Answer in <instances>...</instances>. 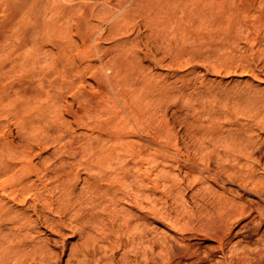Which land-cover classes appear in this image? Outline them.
<instances>
[{"label":"bare ground","instance_id":"bare-ground-1","mask_svg":"<svg viewBox=\"0 0 264 264\" xmlns=\"http://www.w3.org/2000/svg\"><path fill=\"white\" fill-rule=\"evenodd\" d=\"M6 1L13 6L9 21L6 24L0 23V51L5 48L11 37L18 36L16 38L19 40L18 49L23 48L26 52L51 46L57 49L56 53H68L74 48L87 47L90 53L112 54L113 50L122 46V41H125L123 32L127 29V23L130 26V21L127 20L131 15L139 16L142 13L145 14L144 22L149 28L157 25L161 30L165 29V32L172 28L171 32L168 31L169 36H165L168 32H161L158 29L165 34L160 33L159 36L163 38L157 40V37L159 38L157 27L154 30L156 39L152 40L155 37L154 33L147 40L138 36L140 40H136L135 48L126 51L124 50L126 46H123L124 48H118V53H145V58L150 60L157 55L154 53H161L160 50L163 49L171 57L170 60L178 62H181L183 56L188 53L185 62L195 61L204 67L208 74L212 72L222 76L225 73L230 76L239 75L241 72L253 77L257 83H264L263 76L260 77L262 69L261 73L258 72L259 65L264 66V48L263 53L262 47L260 51L256 50L262 41L264 43V25H259V22L264 21V2L263 7H259L258 0H131L133 2L130 6L127 5V0H121L118 4L113 0H95L93 3L89 1L83 3L81 0V18L77 21V36L81 37L80 43L69 33L71 20L75 18L73 14L80 9L78 2L74 4L71 0ZM133 17V22H136ZM104 20L109 25L98 34L97 22ZM160 24H163L164 29ZM102 25L101 23L99 27ZM13 39L14 37L11 40ZM14 41L12 43L16 45ZM107 43L113 46L106 47L104 51V45ZM10 47L9 51L15 49ZM118 57L113 61L114 57L110 56V60L107 61H118L116 63L121 67L126 57L123 61ZM101 59L104 66H97L94 61L84 66L85 61L82 59L81 65L76 66L81 69L77 71H81V75L91 72L88 74L94 78L99 90L103 92L105 91L101 87L110 81L114 93L111 91L108 95L102 93L97 98L95 93L90 94L89 89L86 90L82 84L78 90L81 96L77 94L78 91L75 94L76 98L81 97V116L77 115V112L72 114L74 111L69 110L76 118L75 122L81 117V127L78 126L80 123L75 124L76 126L90 128L92 133H97L95 144L91 143L94 140L91 142L87 140L84 143H87L84 145L85 149L77 148H82L83 151H70L74 154L73 158H69L70 154H67L65 146L60 147V155L53 160L52 167L48 165L50 158L44 157V151L38 153L36 150L35 153L33 138L26 139L27 146L23 147L16 142H7L4 138L0 140V264H63V258L71 249L69 241L64 236L65 231L68 228L72 230L73 224L80 221L88 225H79L80 228L73 230L74 235L80 233L85 237L82 243H78L81 246V250L78 251L81 255H76L77 264H241L251 257L262 255L264 253L262 250L255 252L247 247L239 251L238 247L233 245V238L242 236L251 239L252 236H256L264 244V173L259 175L257 172L260 171L258 168L264 172V90L255 89L252 83L247 82L245 85L238 83L239 85L232 86L222 82L207 85L204 81L203 88L199 87L201 90L195 88L197 89L195 92V89L194 91L192 89L189 98H186L188 97L186 90L194 88L192 85H197L196 79H188L186 75L181 80L183 84H179L180 86L170 84V88L173 86L174 88L171 91L167 90V93L164 89L161 91L162 86H159L157 90L160 89V92L156 94L158 91L155 86L156 91L153 90L155 93L151 91V94L147 93L148 96L144 92L146 96H143L138 92V87L135 88L137 84L134 89L132 79L126 76L133 84L132 93L129 94L131 89L121 88L123 85L128 86V83H124L127 79L123 80L125 75L120 72L124 77L121 78L123 81L121 79L120 81L124 84H118L119 78H116L117 82L111 78L114 77L111 76L113 73L111 77L103 73V67H106L105 64L108 65V62L105 63L103 57ZM127 62L129 64L130 61ZM110 64L113 68L114 65L117 67L115 63ZM39 67V72L45 68ZM121 68L119 70L114 68L118 70L119 75ZM61 69L64 71L65 68ZM143 69L139 71L144 72ZM115 71L113 75L117 76ZM135 71L134 73H137ZM139 71L137 75L140 74ZM180 75L182 76V73ZM139 77L141 79V74ZM136 78L137 76L134 79ZM63 86L65 87L64 84ZM64 89H68L67 85ZM115 94L121 102L118 101V97H114ZM151 96L153 101L148 103ZM53 97L58 98L56 95ZM232 97L237 99L235 103ZM145 100L149 106L154 102L155 105L150 106L151 110L145 104ZM143 101L150 111L144 110L146 107ZM27 102L26 104H29L30 101ZM120 106L125 108L127 113ZM171 110L175 115H180L177 121L171 119L169 115ZM240 114L245 116L246 121H243L244 118L241 121L235 119L240 118ZM220 115L228 117L227 120L225 117L223 120L225 121L223 123L228 125L217 121ZM86 118H89V122L85 121ZM91 137L93 138V135ZM59 138L55 137L54 141ZM217 143L223 146V151L218 150L216 154L209 151L215 148V146L213 149L210 148L211 144ZM222 152L224 155H221ZM35 157L41 158L45 164L44 168L35 162ZM213 164H217L221 171H212ZM176 167L185 169L188 174L203 167L210 172L209 180H205L213 181L222 189L221 193L215 190L216 194L210 185L203 182L205 188L203 187V192L199 194L198 199L203 201L202 206L215 208L217 214L212 220L197 222V215L196 220L194 214L187 216L188 214L179 212V208L176 212L173 211L175 213L169 210L170 207L167 212L161 209L160 206L169 196L180 200L190 188H187L184 182L172 183L177 177L172 171ZM82 169L84 173L80 171ZM179 172L181 175V171ZM202 175L204 177L205 174L201 173ZM80 180L82 184L84 183L83 187L79 186ZM166 182L172 183L173 191L163 189V187L166 189ZM228 184L238 186L236 191H232ZM185 191L186 193H182ZM246 196L250 199L246 200ZM29 199H33L30 205ZM122 202L128 204L130 209L126 210L123 207L126 211L119 212V209L116 211L114 206H119ZM169 202L168 200L167 204ZM80 203H87L90 206H86L87 209L80 213L76 210ZM125 204L121 206L126 207ZM15 205H23V208ZM111 207L116 212L109 213L108 209ZM184 208L183 211L188 210ZM99 209L108 212L100 213ZM154 224H158V227ZM159 225H164L166 230L160 231ZM43 229L50 231L55 237L43 239ZM69 251H71L69 255H73L74 250Z\"/></svg>","mask_w":264,"mask_h":264},{"label":"rangeland","instance_id":"rangeland-1","mask_svg":"<svg viewBox=\"0 0 264 264\" xmlns=\"http://www.w3.org/2000/svg\"><path fill=\"white\" fill-rule=\"evenodd\" d=\"M72 2L71 3H74L75 4V2H78V7H80V12H78L79 10H76L75 11V13L73 14V15H75L74 17V19H72L71 20V26H70V24H69V26L71 27V29H70V31H69V33L70 34H72V36H73V38H75L78 42L80 41L81 42V37L78 35L77 36V21L81 18V0H77V1H75V0H71ZM83 1V3L84 2H86V3H88V1H89V3H93V2H95V0H82ZM121 0H113V2L114 3H116V4H118L119 2H120ZM124 1H126V0H124ZM130 1V2H129ZM128 4V6H130L131 4H132V2L133 1H131V0H127L126 1ZM264 2V0H258L257 1V6H259V7H263V5H262V3ZM130 3V4H129ZM77 4V3H76ZM12 3H9V2H7L6 0H0V23H4V24H6L8 21H9V16H10V14H11V11H12ZM78 9V8H77ZM79 13V14H78ZM78 14V15H77ZM135 16L136 15H138V14H134ZM134 15H131V18H129L127 21H130L131 22V24H130V22H129V25L130 26H128V23H127V29H128V31H127V29H125V32H123L124 33V35H125V37H123V38H125L124 40L125 41H122V46H119V47H117L116 48V50L114 49L113 50V52H112V54L110 53H100V52H96V53H90V49L89 48H82L81 49V47H79V48H74L75 49V51H74V49L73 50H70L68 53H56L57 51H55V49L56 48H53V47H51V46H45V47H43L42 49H30L31 51H28V52H26L23 48H21V49H18V46H17V43L19 42V40L17 39L16 40V38L18 37V36H13L14 37V39H13V41L14 40H16V43H15V41H14V43L16 44V45H14L12 42V38L13 37H11L8 41H7V44H6V46H5V48H3L4 50H7L6 52L5 51H3V49L0 51V140H7V142H16L17 143V145L19 144V146H27V144H25L26 143V139H28V138H30L31 140H32V138L34 139V140H32V142H34L33 143V146H34V148H35V153H36V150H37V152L39 153V152H43L44 151V157L45 156H48L50 159L48 160V165H51L52 163H53V160H55V159H57V157L60 155V147H63V146H65V148H67L66 150H67V154H70V157L69 158H73V155L74 154H72L71 152H75V151H77V152H81V151H83L85 148V146H86V144H84L87 140H89L90 142L91 141H93V142H91L92 144H95L96 143V141H97V139H96V136H97V133H92L91 132V129L90 128H84L83 126H82V128H79V127H81V117H79V121L78 122H75V117L74 116H72V114H74V113H76L77 115L79 114L80 116H81V93H79V89H81V85L83 84L84 85V87H85V89L86 90H88L89 91V93L90 94H96V97L97 98H99L101 95H102V93H106V95H108V92H113L114 93V88L112 87V84H110V81L108 82L109 84H102L104 87H101L105 92H103V91H100L99 90V86H98V83L96 82L95 83V80H94V78H92V77H90V74H88V73H91V72H87V73H84V74H82L81 75V71H77L78 69H81V67H76V66H79V65H81V60L83 59V61H85L84 62V66H86V64L88 65V63L90 62V61H94L93 63L94 64H96L97 66H104V64L102 63V57H103V59L105 58V63L106 62H108V65H107V63L105 64V66L106 67H103V73L106 75V76H110L111 75V73H113L114 74V72L113 71H115L116 69H118L119 70V68H121L120 69V71H119V73L121 72L122 74H124L123 76L125 77H122V74L120 73V75L117 73L118 72V70H116L115 71V73H117V76H116V74L115 75H111V76H114V77H111L115 82H117L116 80H118V79H116V78H119V81H118V84H120L121 83V81H125L126 79V81L124 82V83H128V86H125L124 87V83L122 84L123 85V87H121V88H125L124 90H129V89H131L130 90V92H128L129 94H131L132 92V89L135 87V84H137L136 85V87L135 88H137L138 89V92L141 94H143V96H146V95H144V92L147 94V93H150L151 91H152V93L154 92L155 93V91L158 89V87L160 86H162V88H160L161 89V91H163L162 89H164L165 91H166V93L169 91V89H170V91L172 90V88H174V86H180L181 84H183V82L181 81L182 80V78H185V76H186V78H188V79H191L192 78V80L194 79H196L195 81H196V83H197V85H192L194 88H189V89H191L190 91H188V90H186V96H188V97H186V98H189V96H190V94L192 93V89H193V91H194V89L195 88H197L198 90H201L203 87H202V85L204 84V81L206 82L205 84H209V85H212V84H210V83H214V84H216L217 82L219 83V82H222L223 84H231L232 86H235V85H239L240 83L241 84H246V82H247V84H253V86H254V88L255 89H258V90H261V91H263L264 90V83H257L258 81H254L255 79L253 78V77H251V76H249V75H245V74H241V72H240V74L239 75H234V74H231L230 76H228L227 74H225V73H223L224 75H222V76H218V75H215V74H213L212 72L211 73H207L206 72V70H205V68L204 67H202V66H200V65H198L195 61H190L189 63L188 62H185L186 61V59H188V57H187V55H188V53H186V55H184L183 56V58H182V61L181 62H178V61H172V60H170L169 58H171V57H169L168 56V54L167 53H165L164 52V50L162 49V50H160L161 51V53H154L155 55L157 54L158 55V57L159 58H157V55L156 56H153V58L155 59V57H156V61L151 57L150 58V60L149 59H146L145 58V53H132V54H129V53H127V54H123V53H121V54H123V55H121L120 53H118V48H124L125 46H126V48L124 49V50H126V51H128V49L130 50V49H132V48H135V46H137V42H136V40L138 39L137 37L139 36V37H141V38H143L144 40L146 39H148L149 37H150V35H151V37H152V33H154V35L153 36H155V29L158 27L157 25H154V26H151L150 28H149V25H147L145 22H144V16H145V14H143L142 15V13L141 14H139V16H134ZM142 15V16H141ZM78 16V17H77ZM135 18H134V17ZM132 17H133V19H135V21L137 22H133L134 20H132ZM143 17V18H142ZM138 18V19H137ZM137 19V20H136ZM132 20V21H131ZM133 22V23H132ZM264 21H262L261 23L259 22V25L261 24V25H264V23H263ZM97 23H99V25L101 26V23L103 24L102 25V27H99V25H97V32H99L98 34H100L101 33V31L103 32L104 30V28L105 29H107L106 27H108V25H109V23H107V21H102V22H97ZM104 23H106V24H104ZM145 23V24H144ZM3 24V25H4ZM72 24L74 25V26H72ZM76 25V26H75ZM161 25V28L162 29H164V26H163V24H160ZM105 26V27H104ZM147 27H148V29H147ZM154 27V28H153ZM74 28V29H73ZM101 28V29H100ZM160 30L161 32H165V29L164 30H161L160 29V27H158L157 28V30ZM170 29H172V28H169V32H171V30ZM156 30V31H157ZM159 30L157 31V34H158V36H159V34L161 33V32H159ZM127 31V32H126ZM167 31V30H166ZM167 31V32H168ZM167 32H165V33H167ZM169 32H168V34H165V36H169ZM70 34H69V36H70ZM162 34V33H161ZM160 34V35H161ZM164 34H162V35H164ZM123 36V34L121 35V37ZM78 37H80V38H78ZM150 37V38H151ZM156 37H157V35L154 37V38H152V40H154V39H156ZM128 38V39H127ZM161 38H163V37H161V36H159V38L157 37V40H160ZM79 39V40H78ZM122 40V39H121ZM127 40V41H126ZM138 40H140V39H138ZM12 41V42H11ZM120 41V40H119ZM79 42V43H80ZM8 43H10V44H8ZM119 43V42H118ZM120 43H121V41H120ZM119 43V44H120ZM12 44H13V46H12ZM118 44V45H119ZM125 44H127V45H125ZM262 44H264L263 43V41L261 42V44H259V46L256 48V50L257 51H260V47H262V49H261V53H263V48H264V45L262 46ZM10 45H11V47L12 48H15L14 50H18V51H14L13 49H10V51L8 50V48L10 47ZM113 46V45H112ZM111 46V43H107V44H105L104 45V51L108 48V47H112ZM124 46V47H123ZM139 46V45H138ZM10 47V48H11ZM107 47V48H106ZM247 47H249V45L247 46ZM7 48V49H6ZM28 48H30V47H28ZM52 48V49H51ZM57 50V49H56ZM89 50V51H88ZM81 51H82V53H81ZM1 52H4V53H1ZM48 52V53H47ZM54 52V53H53ZM96 54H97V56H96ZM129 54V55H128ZM136 54V55H135ZM105 55V56H104ZM117 55V56H116ZM126 55V56H125ZM139 55V56H138ZM142 55V56H141ZM166 55V56H165ZM92 56H94V57H92ZM111 56V58H113L114 57V59H112L113 61H115V59L118 57V59H120L121 61H123V60H125V57H126V60L128 59L130 62H129V64H127L128 62V60L126 61V63H125V61H123V63L120 65L121 67H119L118 66V64L116 63V62H118V61H116V62H111V61H107L108 59L110 60V58L109 57ZM113 56V57H112ZM123 56V57H122ZM132 56V57H131ZM144 56V57H143ZM189 56V55H188ZM116 57V58H115ZM141 57H142V60H141ZM185 57V58H184ZM82 58V59H81ZM89 58H90V60H89ZM94 58V59H93ZM137 59V61H136V59ZM140 58V59H139ZM93 59V60H92ZM158 59H160V60H158ZM163 59V60H162ZM184 59V60H183ZM86 60H88L87 61V63H86ZM117 60V59H116ZM152 60V61H151ZM163 62H162V61ZM63 61H65V62H63ZM96 61V62H95ZM101 61V62H100ZM142 62V63H140V62ZM159 61V62H158ZM113 63V65H114V63L115 64H117V67H115L116 65H114V68H116V69H114L113 68V66H112V64H110V63ZM136 62V63H135ZM155 62V63H154ZM131 63V64H130ZM132 63H133V65H132ZM140 63V64H139ZM161 63V64H160ZM182 63V64H181ZM193 63V65H191V64ZM156 64V65H155ZM163 64V65H162ZM188 64H190L189 66H191L192 68H190L189 66H188ZM195 64H197V66L195 65ZM68 65V66H67ZM111 65V66H110ZM123 65H124V67H125V69H124V67H123ZM129 65V66H128ZM136 65V66H135ZM39 66H42V68H43V66L45 67V68H43V70L41 71V72H39L40 71V67ZM62 66V67H61ZM66 66V67H65ZM108 66H110V67H108ZM135 66V67H134ZM262 66V67H261ZM108 67V68H107ZM119 67V68H118ZM144 69H143V68ZM169 67H170V69H169ZM197 67V68H196ZM202 67V68H201ZM39 68V69H38ZM61 68H65L64 69V71L61 69ZM68 68H70V69H68ZM73 68V69H72ZM110 68H112L111 70H110ZM138 70H137V69ZM172 68H174V69H172ZM184 68V69H183ZM186 68V69H185ZM201 68V69H200ZM139 69H143L144 70V72H142L141 70V72L139 71ZM177 69V70H176ZM180 69V70H179ZM189 69V70H188ZM196 69V70H195ZM260 69H262V71L260 70ZM37 70V71H36ZM68 70V71H67ZM74 70V71H73ZM135 70H137V71H135ZM175 70V71H174ZM195 70V71H194ZM4 71V72H3ZM66 71V72H65ZM73 71V72H72ZM105 71H106V73H105ZM134 71L135 72H137V73H134ZM138 71H139V73L141 74V79H140V74L139 75H137L138 74ZM191 71V72H190ZM194 71V72H193ZM36 72H39L38 74L36 73ZM46 72H48V73H46ZM182 73V76L180 75L181 73ZM258 72H262L261 74H260V77H262L263 76V78L262 79H264V66H263V64H261V65H259V71ZM3 73V74H2ZM134 73V74H133ZM191 73H193V74H191ZM64 75H67V76H64ZM130 75H132V76H130ZM133 75H136L137 76V78L136 79H134L136 76H134L133 77ZM190 75V76H189ZM242 75V76H241ZM108 76V77H109ZM126 76L127 77H130L131 79H132V83H134V86H133V84L131 83V79L130 78H126ZM179 76H181L180 78H179ZM205 76V77H204ZM224 76H226V77H224ZM64 77V78H63ZM83 77V78H82ZM133 77V78H132ZM138 77H139V79H138ZM167 79H166V78ZM204 77V78H203ZM223 77V78H222ZM72 78V79H71ZM91 78V79H90ZM123 80H122V79ZM178 78V79H177ZM202 78H203V83H202ZM81 79H82V81H81ZM89 79V80H88ZM120 79H121V81H120ZM130 79V80H129ZM136 81L137 80V82H134V80ZM165 79V80H164ZM204 79H206V80H204ZM93 80V81H92ZM130 82H129V81ZM138 80H140L141 82H139ZM161 80V82L159 83V81ZM167 80V81H166ZM176 80H180L179 82L177 81L176 82ZM66 83H65V82ZM68 81V82H67ZM72 83V85H70V82ZM162 81H164L163 82V85H162ZM166 81V82H165ZM250 81V82H249ZM84 82V83H83ZM85 82H86V85H85ZM89 82V83H88ZM156 82H158V85H156ZM170 82H172V83H170ZM255 82V83H254ZM69 83V84H68ZM74 83V84H73ZM92 83H93V85H92ZM131 83V84H130ZM166 83V84H165ZM177 83V84H176ZM239 83V84H238ZM62 84V85H61ZM63 84L65 85V87L63 86ZM89 84V85H88ZM125 84V85H126ZM129 84H130V86H129ZM161 84V85H160ZM165 84V85H164ZM174 85L172 88H170V86L169 85ZM176 84V85H175ZM180 84V85H179ZM240 84V85H241ZM259 84V85H258ZM28 85V86H27ZM66 85H67V87H68V91L66 90V89H64V88H66ZM97 85V86H96ZM200 85V86H199ZM26 86V87H25ZM60 86H62V88L60 89ZM132 86H133V88H132ZM152 86L154 87V88H152ZM155 86L157 87L156 88V90H155ZM164 86H166V88L164 87ZM197 86V87H196ZM243 86V85H242ZM64 87V88H63ZM97 87V88H96ZM113 89H112V88ZM164 87V88H163ZM199 87L201 88V89H199ZM257 87V88H256ZM109 88V89H108ZM120 88V87H119ZM128 88V89H127ZM134 88V89H135ZM260 88V89H259ZM66 90V91H64V90ZM159 89V90H160ZM197 89H195V92L197 91ZM21 90V91H20ZM91 90V91H90ZM153 90H155V91H153ZM159 90H157L158 92L156 93V94H158L160 91ZM168 90V91H167ZM30 91H32V93H30ZM77 91H78V93H77ZM99 92V93H97V92ZM143 91V92H142ZM164 91V92H165ZM34 92V93H33ZM42 92V93H41ZM58 92H60V93H58ZM67 94H66V93ZM75 92V93H74ZM264 92V91H263ZM19 94V96H18V94ZM58 93V94H57ZM79 94L78 96L80 97H78V98H76V95L75 94ZM194 93V92H193ZM151 94V93H150ZM22 97H21V96ZM27 95V96H26ZM34 95V96H33ZM57 96L58 98H56V97H53V96ZM66 95V96H65ZM148 96H149V94H147ZM36 96V97H35ZM116 96V98L118 97L116 94L114 95V97ZM232 96V95H231ZM62 97V98H61ZM68 97V98H67ZM29 98V99H28ZM66 98V99H65ZM149 98V97H148ZM153 97L151 96V98H149L150 100H148L149 102L148 103H150V102H152L153 101V99H152ZM234 97H232V99H233ZM25 99H27V101L29 102V104H26V100ZM72 99V100H71ZM78 99V101L77 102H79V103H77L76 102V100ZM87 99H88V97H87ZM86 98H85V101H87L88 102V100H87ZM10 100H12V102H10ZM68 100V101H67ZM237 99H233L232 101H233V103H235V101H236ZM14 101V102H13ZM118 101L119 102H121L120 101V99H119V97H118ZM146 101V100H145ZM155 101V100H154ZM9 102V103H8ZM27 102V103H28ZM67 102L70 104V103H73V104H67ZM74 102H76V103H74ZM11 103V104H10ZM25 103V104H24ZM64 103V104H63ZM195 103H197V104H199V102H195ZM222 103H225V101H222ZM8 106H7V105ZM67 104V105H66ZM145 104H147V101L145 102ZM153 104H154V102H153ZM153 104H151V105H153ZM12 105V106H11ZM27 105V107H25ZM58 105H60V106H58ZM61 105H63V106H61ZM74 105H76V106H74ZM120 105L121 106H123V104L122 103H120ZM143 105H144V101H143ZM148 106H149V104H147ZM147 105H144L145 107L147 106ZM150 105V106H151ZM155 105V104H154ZM10 106V107H9ZM65 106H67L68 107V110H67V107L65 108ZM71 106V107H70ZM120 106V107H121ZM149 106V109L151 110L152 108L151 107H153V106H151L150 107ZM28 107H30V108H28ZM74 107H76V109L74 108ZM124 107V106H123ZM123 107H121L122 108V110L123 111H125V113H127V111L126 110H124L125 108H123ZM144 107V108H145ZM23 108H24V111H26L25 113H23L24 111H23ZM70 108H72V109H70ZM75 109V110H74ZM80 111H79V110ZM148 108L146 107L144 110H147ZM148 109V110H149ZM14 110H16L15 111V113H14ZM69 110H73L74 112H72V114H70L71 113V111L69 112ZM79 112H78V111ZM149 110V111H150ZM65 111H66V113H65ZM153 112H154V110H152ZM19 112V113H18ZM67 112H68V114H67ZM171 112V114H169L170 115V117H171V119L174 121H177L178 119L177 118H179L178 116H180V115H175L174 114V112H173V110H171L170 111ZM57 113H58V115L59 116H61V117H59L58 115H57ZM146 112H144V114H145ZM63 115V116H62ZM146 115V114H145ZM242 114H240L239 115V117L240 118H238V117H235V119H240V121H241V119L243 120V118H244V120L243 121H246V118H245V116L243 117V116H241ZM53 116H55V118H53ZM56 116H58L57 118H59V119H57L56 118ZM71 116V117H70ZM173 116V117H172ZM221 116V115H220ZM218 117L219 119H217V121H220V122H225V121H223L224 120V117L225 116H221V117ZM73 117V118H72ZM146 118V117H145ZM176 118V119H175ZM228 119V117H225V120H227ZM60 120V121H59ZM102 120V119H101ZM56 121V122H55ZM65 123H64V122ZM86 122L88 121L89 122V118H86V120H85ZM67 122L69 123V124H67ZM80 123V125H78ZM71 124V125H70ZM78 125V126H76V125ZM223 124H227V123H223ZM57 125V126H56ZM62 127V129H61V127ZM67 125H69V126H67ZM228 125V124H227ZM59 126V127H58ZM81 129H82V131H81ZM65 131V132H64ZM72 131V132H71ZM88 133V136H87V133ZM46 132V133H45ZM60 132V133H59ZM84 132V133H83ZM30 134H32L31 136H30ZM43 134V135H42ZM72 134V135H71ZM84 134H86V135H84ZM89 134H90V136H89ZM36 135V136H35ZM38 135V136H37ZM48 135V136H47ZM65 135H66V137H65ZM77 137H76V136ZM80 135V136H79ZM84 137V140H83V137ZM91 135H93V138L91 137ZM26 136H30V137H26ZM46 136L48 137V138H46ZM76 137V141H75V137ZM26 137V138H25ZM55 137L57 138H59V139H57L56 141H54L55 140ZM68 137V138H67ZM71 137H72V139H71ZM4 138V139H3ZM37 138V139H36ZM65 138V139H64ZM9 139V140H8ZM66 140V142L64 141V140ZM69 139V140H68ZM80 139V140H79ZM96 139V140H95ZM37 140V141H36ZM63 140V141H62ZM78 140V141H77ZM23 141V142H22ZM40 141V142H39ZM62 141V142H61ZM69 142V144H68V142ZM75 141V142H74ZM60 142V143H59ZM71 142H74V143H71ZM83 142V143H82ZM24 145H23V144ZM42 143V144H41ZM36 144V145H35ZM59 144H61V145H59ZM67 145H69V147L67 146ZM71 145V146H70ZM81 145V146H80ZM85 145V146H84ZM212 146L210 147V148H212L213 149V147L215 146V151H214V149L213 150H210L209 149V151H213L212 153H215V152H217L218 150L221 152V151H223V149H222V145L220 144V143H217V144H211ZM219 145V146H218ZM221 145V146H220ZM38 146V147H37ZM40 147V148H39ZM44 147V148H43ZM78 147H82V148H84L83 150H81L82 148H79V149H77ZM219 147V148H218ZM59 148V149H58ZM70 148V149H69ZM72 148V149H71ZM40 149V150H39ZM54 149H56V150H54ZM39 150V151H38ZM56 152V153H53L54 151ZM57 150H58V153H57ZM60 150V151H59ZM75 150V151H74ZM52 151V152H51ZM71 151V152H70ZM48 152V153H47ZM70 152V153H69ZM46 153L48 154V155H46ZM54 154V155H53ZM57 154V155H56ZM72 154V155H71ZM216 154V153H215ZM214 154V155H215ZM221 155H224L223 154V152H222V154ZM72 156V157H71ZM217 156V155H216ZM52 157V158H51ZM36 161L35 162H37V163H39V165H42L41 167H45V164H43L42 163V161H41V158L39 157V159H38V157H35L34 158ZM52 166V165H51ZM50 166V167H51ZM218 165L217 164H213L212 165V171L213 170H215V171H221L220 170V168L219 167H217ZM53 167V166H52ZM51 167V169L53 170V168ZM174 169V168H173ZM219 169V170H218ZM257 170H260V171H257L258 173H259V175L261 174V175H263V171H262V169L260 168H258ZM80 171H82V173H84V171H83V169L82 170H80ZM173 171V173H175V176H177L175 179L177 180H173V181H175V182H172V183H174V184H176L177 182H184V184H185V186H187V188H189V189H187L188 191H187V193H186V191L185 192H182V193H186L185 194V197L184 198H182V199H178L177 197H172V196H169V198H167V199H165V201L163 202V204L160 206L161 207V209L164 211V212H167V211H175L176 212V210H178L177 208H179V212H181L182 214H185L186 213V215L187 216H189V215H192V214H194V216L193 217H196V215H197V217H198V220H197V217L195 218L196 220H197V222L198 221H209L210 219L212 220L213 219V217L214 216H216V211H215V208H213L212 209V207L211 208H209L210 206H208V207H205V206H202V204H203V201H201L200 199H198L199 198V194L200 193H202L203 192V190H204V183L205 184H208V185H210L211 186V190L213 191V189H214V191L213 192H217V191H220L219 193H221V191H222V189L219 187V186H217L213 181H207V180H209L208 179V175L210 174V172L209 171H207L206 169H204L203 167L202 168H200V169H198L197 171H195V172H191V173H186L187 171L185 170V169H179V168H175L174 170H172ZM179 171H181V175H180V172ZM186 171V172H185ZM179 172V173H178ZM186 173V176H185V173ZM195 173V174H194ZM201 173L202 174H205L204 175V177H203V175L201 176ZM53 175V174H52ZM85 174H83V176H84ZM187 175L188 176H190V177H187ZM178 176H179V178H178ZM49 177H51V176H49ZM172 177H174V175L172 176ZM185 177V178H184ZM203 177V178H202ZM33 178H35V177H33ZM178 178V179H177ZM174 179V178H173ZM184 181H183V180ZM205 179H207V180H205ZM179 180H182V181H179ZM45 181H47V179H45ZM187 183H186V182ZM83 182V181H82ZM204 182V183H203ZM207 182V183H206ZM172 183H170V182H166L165 183V186H166V189H165V187H163V189L165 190V191H170V190H174V188H173V186H171L172 185ZM210 183V184H209ZM84 184V183H83ZM83 184L81 183V180L79 181V186L81 185L82 187H83ZM216 186H215V185ZM191 185V186H190ZM228 186H229V184H228ZM82 187H79L80 189L82 188ZM194 187V188H193ZM204 187V188H203ZM237 187L238 186H236L235 184H230V186H229V188L232 190V191H236L235 189H237ZM192 188V189H191ZM191 189V190H190ZM200 189H202V190H200ZM234 189V190H233ZM215 190H217V191H215ZM199 191V192H198ZM201 191V192H200ZM196 194H197V196H196ZM217 194V193H216ZM182 194L180 193V196H181ZM231 195L233 196V193H231ZM173 198V199H172ZM171 199H172V202H171ZM184 199V200H183ZM198 199V200H197ZM250 199V197L249 196H246V200H249ZM30 201H29V203H28V205H30V204H32L33 203V199H29ZM168 200L170 201L169 202V204H167L168 203ZM178 200V201H177ZM200 200V201H199ZM199 201V202H198ZM201 202V203H200ZM122 203H124V202H122ZM119 204V206L118 205H116V207L114 206V209H117L116 211H118V209H119V212H123V211H126V210H129L130 209V206L128 205V204H125L126 205V207L125 206H121V205H124V204ZM177 203H179V204H177ZM183 203V204H182ZM199 203V204H198ZM81 204V203H80ZM78 204V206H77V208L78 209H76V210H78V211H80V213L82 212V211H84L85 210V208H86V206H88L89 204H87V203H83V204ZM171 204V205H170ZM175 206H174V205ZM198 204V205H197ZM169 205V206H168ZM181 205H183L182 207H181ZM200 205V206H199ZM15 206H17V205H15ZM23 205H19V206H17V207H19V208H23L22 207ZM90 206V205H89ZM127 206H128V209H127ZM174 206V207H173ZM179 206V207H178ZM201 207V209L199 208V207ZM123 207H124V209L126 208V210H123ZM167 207V208H166ZM170 207V208H169ZM173 207V209H171ZM176 207V208H175ZM184 207H186V208H188V210L186 209V210H184L183 211V209H185ZM203 207V208H202ZM205 207V208H204ZM89 208V207H88ZM168 208H169V210H168ZM175 208V209H174ZM183 208V209H182ZM206 208H207V210H206ZM83 209V210H82ZM87 209V208H86ZM113 209V207H111L110 209H108L109 210V213L110 212H116L115 210ZM121 209H122V211H121ZM181 209V210H180ZM210 209V210H209ZM97 210V209H96ZM95 210V212H99V211H101L100 213H102L103 211H104V209H103V211H102V209L100 210L99 209V211H96ZM108 210H107V212H108ZM134 210V209H133ZM203 210V211H202ZM209 210V211H208ZM134 211H137V209H135ZM194 211V212H193ZM107 212H103V213H107ZM175 212H173V213H175ZM79 213V212H78ZM191 213V214H190ZM195 213H197V214H195ZM199 218H201V219H199ZM205 219V220H204ZM208 219V220H207ZM81 223H83V224H81ZM85 224H87L88 225V223H86V222H79V223H75V224H73L74 225V228H72V230H70V228H68L67 229V231H65V233L67 234H65L64 236L66 237V239L69 241V242H71V243H69L68 242V244H69V248H71V249H69V250H74V253H73V255H69L70 253H71V251H69L68 250V252H67V254H66V256L63 258V264H74L76 261H78L77 259H75V258H77L76 257V255H81L78 251H80L81 249V246H80V244L78 245V243H82L83 241H84V236L81 234L80 235V233H77V235L75 236L74 235V231H75V229L77 230L78 228H80L79 227V225L80 226H82V225H85ZM90 226L92 225V224H89ZM154 226H157L158 227V224H154ZM76 227V228H75ZM78 227V228H77ZM44 230V232H45V234L48 236V237H46V235L44 234V232H43V234H42V236L44 235V238L43 239H45V238H52V237H55V235H53V234H50V231H46V229H43ZM74 230V231H73ZM159 230L160 231H164V230H166V227L164 226V225H159ZM70 231H72V233L70 232ZM71 233V235H70V233ZM48 233V234H47ZM70 235V236H69ZM41 236V237H42ZM50 236V237H49ZM82 236H83V238H82ZM64 237V238H65ZM68 237V238H67ZM71 237H73V238H71ZM81 238V239H80ZM82 240V241H81ZM78 245V246H76V245ZM73 247H72V246ZM233 245H236L238 248V250L239 251H242V248L243 247H247V248H249V249H252V250H254L255 252L257 251V250H262L263 252H264V244L263 243H261V241L256 237V236H252V238L250 239V238H248V239H246V238H243L242 236H239V237H234L233 238ZM71 246V247H70ZM76 247H78L77 249H76ZM75 248V249H74ZM79 253V254H78ZM69 255V256H68ZM72 256H73V259H72ZM75 256V257H74ZM218 258V257H217ZM80 259H81V256H80ZM69 260H71L70 262H69ZM216 260V258L214 259V261ZM73 262V263H72ZM76 264H77V262H76ZM241 264H264V253L262 254V255H259L258 254V256H256V257H251L249 260H247V261H244L243 263H241Z\"/></svg>","mask_w":264,"mask_h":264}]
</instances>
